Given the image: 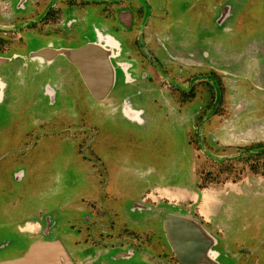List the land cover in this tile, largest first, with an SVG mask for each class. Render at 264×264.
<instances>
[{"label": "flooded vegetation", "instance_id": "1", "mask_svg": "<svg viewBox=\"0 0 264 264\" xmlns=\"http://www.w3.org/2000/svg\"><path fill=\"white\" fill-rule=\"evenodd\" d=\"M198 1L0 0V57L10 59L0 65V104L9 89L8 76L13 68L32 67L41 73L45 71L42 91L53 105L60 96L59 88L49 83L53 79L50 78L53 70L61 67L75 71L85 86L78 70L62 55L53 58L31 55L40 51L77 50L95 44L112 50L110 62L115 76L114 87L107 99L98 103L108 102L116 89L123 94L119 99L113 97L117 100L114 105L117 117L137 127L147 123L146 111L151 114L155 104L164 103L171 110L170 114L178 115L179 127L187 132L189 142H185V147L180 150V157L186 163L190 161L187 144L189 151H195L200 160L204 150L220 148L218 128L207 126L213 120L227 118L230 121L227 162L229 173H232L229 180L237 186L257 188V191L248 192H261L264 188L260 185L264 182V117L247 131H240L239 126L233 125L228 94H224L227 83L233 78L250 82L249 72L255 70L251 91L257 92L260 96L257 98L264 101V39L261 40L264 34L255 36V41L235 56L231 43L227 47L228 55H219L214 48L209 52L203 48L198 35L203 32L215 38L222 30H228L236 16L235 9L229 4L212 5L208 28V24L202 22L203 15L196 10ZM189 18L197 22L193 29ZM26 37L39 41V48L25 53ZM215 83L221 87V99L215 102L213 94L214 100L205 101L204 98L211 96ZM88 94L93 99L89 91ZM202 103H205V109L201 108ZM139 105H145L147 110ZM132 129H129V135H133ZM109 162L106 161L105 166L109 180H99L97 190L105 189V184L111 181L114 173L109 170L114 168ZM90 188L94 189V186ZM149 195L147 190L133 203L131 212L136 215V221L130 224L119 222V211L104 203L112 196H105L102 202L98 198L86 202L83 198L88 213L82 216V222H77L74 217L72 234L63 239L59 236L60 230L55 228L57 221L42 218L44 222L36 221L39 233L30 238L34 239L33 243L60 240L72 264H183L169 238L167 219L174 217L195 223V227L187 224L184 232L188 242L184 250L192 255L184 264H222L220 248L230 247L236 249L233 255L236 264H264V243L254 236L252 240L257 251L246 248L247 242L242 236L248 230L244 224H232L227 230L222 227L228 235L224 239L216 221L220 217L217 210L215 218L210 220L205 219L201 210H187L199 207V197L193 205L170 206L157 221ZM74 236L80 239H74Z\"/></svg>", "mask_w": 264, "mask_h": 264}, {"label": "rangeland", "instance_id": "2", "mask_svg": "<svg viewBox=\"0 0 264 264\" xmlns=\"http://www.w3.org/2000/svg\"><path fill=\"white\" fill-rule=\"evenodd\" d=\"M197 3L196 10L203 15L202 22L208 28L212 5L229 4L235 9L236 16L228 30H222L215 38L203 32L198 35L209 52L214 48L219 55H228L231 43L235 56L246 50L255 36L264 34V0ZM195 23L189 18L192 29ZM190 37L194 39L193 34ZM25 41V53L41 44L29 37ZM250 72V82L235 77L225 87L231 120L240 131H247L264 117V101L251 91L256 71ZM44 75L45 71L41 73L32 67L13 68L8 76L9 89L0 104V262L18 258L28 250L34 242L30 235L39 233L36 221L42 218L57 221L55 228L63 239L72 234L74 217L82 222V216L88 213L83 198L86 202L94 198L102 202L105 196L113 194L104 203L119 211V222L130 224L136 219L131 207L147 190L157 221L170 206L193 205L199 197V207L187 210H201L207 220L215 218L217 210L220 217L216 221L224 239L228 235L222 227L227 230L232 224H244L248 230V235L242 236L246 248H255L254 236L264 243V188L261 192H248L257 188L245 189L229 180L232 173L227 162L230 154L227 118L213 120L207 126L218 128L220 148L204 150L200 160L187 144L190 161L186 163L180 150L189 142L187 132L179 127L178 115L170 114L164 103L155 104L151 114L146 111L147 123L139 128L117 117L114 106L117 100L113 97L119 99L123 94L116 89L108 102L98 103L89 97L77 72L60 67L53 70L52 82L49 81L60 92L53 105L42 91ZM221 91L219 83H215L211 96L204 100L212 101L215 95L217 102ZM201 108H206L205 103ZM130 128L133 135L128 133ZM102 156L104 160H99ZM106 161H110L114 172H109L114 174L105 189L97 190L99 180H109ZM260 185L264 187V182ZM220 249L222 264H236L235 248Z\"/></svg>", "mask_w": 264, "mask_h": 264}, {"label": "water", "instance_id": "3", "mask_svg": "<svg viewBox=\"0 0 264 264\" xmlns=\"http://www.w3.org/2000/svg\"><path fill=\"white\" fill-rule=\"evenodd\" d=\"M111 52L112 50L107 51L95 44H88L77 50L40 51L32 54L31 57L53 58L62 55L78 70L92 98L97 102H103L112 91L115 82L114 69L110 62ZM8 61L9 58L0 57V65ZM167 222L170 225L169 238L174 252L180 263H187L192 255L184 250L185 244L188 243L184 232L187 224L195 227V223L174 217H169ZM182 223L185 224L184 227ZM0 264H72V261L63 243L54 240L33 243L22 257L3 261Z\"/></svg>", "mask_w": 264, "mask_h": 264}, {"label": "bare ground", "instance_id": "4", "mask_svg": "<svg viewBox=\"0 0 264 264\" xmlns=\"http://www.w3.org/2000/svg\"><path fill=\"white\" fill-rule=\"evenodd\" d=\"M2 85V84H1Z\"/></svg>", "mask_w": 264, "mask_h": 264}]
</instances>
